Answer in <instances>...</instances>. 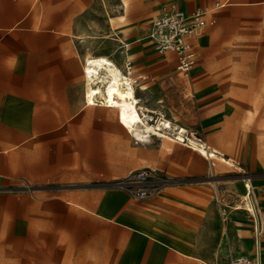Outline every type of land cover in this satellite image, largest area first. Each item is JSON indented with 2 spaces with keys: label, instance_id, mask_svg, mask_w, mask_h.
<instances>
[{
  "label": "rangeland",
  "instance_id": "rangeland-1",
  "mask_svg": "<svg viewBox=\"0 0 264 264\" xmlns=\"http://www.w3.org/2000/svg\"><path fill=\"white\" fill-rule=\"evenodd\" d=\"M32 0L29 16L35 26L86 29L91 53L109 55L118 63H132L135 94L143 111L166 118L186 129L185 136L201 138L222 157L202 156L190 146L166 137L130 141V167L149 166L163 171L172 184L193 183L203 190V241L191 244L198 252L184 253L174 264H228L230 259L254 253L253 215L246 209L245 182L255 201L264 240V21L259 10L246 11L250 21L231 22V0ZM177 1L189 9L215 7L208 27L197 40V65L175 77L173 53L157 54L145 40L148 21L164 3ZM235 13L242 17L244 10ZM252 28L253 33L244 32ZM261 28L260 30H258ZM255 32V33H254ZM78 38V37H76ZM129 43L128 48L119 47ZM117 65V64H116ZM118 66V65H117ZM120 68V67H119ZM123 71V67L121 68ZM143 74H149L142 78ZM145 107L150 111L145 110ZM140 110V109H139ZM186 160L187 166L182 165ZM126 168V170L128 169ZM52 182L14 179L0 187V264H74L65 247L53 241L52 210L42 209L44 192ZM245 192V193H244ZM45 210V212H43ZM57 223V221H56ZM246 224L250 240L239 239ZM219 239L216 241V236ZM67 238V231L60 239ZM242 242L249 246L245 252ZM175 245V244H174ZM179 248V245H177ZM264 264V256L260 258Z\"/></svg>",
  "mask_w": 264,
  "mask_h": 264
},
{
  "label": "crops",
  "instance_id": "crops-1",
  "mask_svg": "<svg viewBox=\"0 0 264 264\" xmlns=\"http://www.w3.org/2000/svg\"><path fill=\"white\" fill-rule=\"evenodd\" d=\"M31 2L0 0V187L14 179L52 182L51 193L44 192L37 204L51 208L53 241L57 229V242L65 246L63 250L74 264H174L184 253L198 252L189 249L192 243L203 241L207 207L198 186L170 183L156 195L136 199L104 184L138 166L128 168L136 162L129 155L130 141L125 144V128L117 119L116 108L85 103L90 33L35 26L29 16ZM171 2L186 12L207 10L206 25L195 38L198 63L196 43L215 7L189 9ZM228 8L231 22L246 24L252 18L246 11L259 9L264 21V0H231ZM240 8L242 17L235 13ZM244 32L251 35L253 30L245 27ZM166 52L173 53L174 67L175 53ZM111 60L120 69L130 61L127 56L122 63ZM179 74L175 71L178 79ZM181 164L186 165V160ZM237 230L239 239L250 240L246 224ZM66 231L67 238L61 240V232ZM251 232L253 237L252 227ZM261 245L264 247L263 239ZM242 246L250 252L244 242Z\"/></svg>",
  "mask_w": 264,
  "mask_h": 264
},
{
  "label": "built area",
  "instance_id": "built-area-1",
  "mask_svg": "<svg viewBox=\"0 0 264 264\" xmlns=\"http://www.w3.org/2000/svg\"><path fill=\"white\" fill-rule=\"evenodd\" d=\"M206 9H197L186 12L177 3L171 2L163 5L159 13L148 23L146 38L153 49L158 53L172 51L175 53V71L187 73L197 63V52L195 49V38L201 33L206 25ZM123 72L129 77L132 84L137 81L132 78V65L129 60L125 61ZM146 78V76H144ZM86 104L87 103L85 101ZM96 105H104L95 101ZM107 106V105H105ZM137 142L136 139H134ZM197 141L202 142L201 138ZM107 187L118 188L125 191L129 196L136 199H143L158 194L164 187L170 184V179L166 174L154 167L142 166L128 170L122 177L106 181ZM246 209L248 205L255 210L254 197L247 191ZM253 240L254 254L239 255L230 259L228 264H261V253L264 247L261 245V235L263 233L262 224L256 214H253Z\"/></svg>",
  "mask_w": 264,
  "mask_h": 264
},
{
  "label": "bare ground",
  "instance_id": "bare-ground-1",
  "mask_svg": "<svg viewBox=\"0 0 264 264\" xmlns=\"http://www.w3.org/2000/svg\"><path fill=\"white\" fill-rule=\"evenodd\" d=\"M86 61L87 65L84 70L88 82L85 92L86 101L93 104L96 100H100L102 104L114 106L119 123L137 142H149L153 135L166 137L190 146L202 156L218 157L228 161L216 150L210 148L206 142H199L193 137L185 136L184 127L166 118L150 122L153 117L143 111L144 107L134 92L131 80L111 59L104 55H90L86 57ZM145 110L150 111L147 107ZM244 186L247 191H250L249 182H245ZM248 207L255 214V209L250 205Z\"/></svg>",
  "mask_w": 264,
  "mask_h": 264
}]
</instances>
